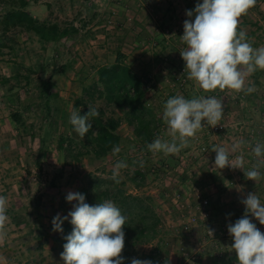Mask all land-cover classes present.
I'll return each instance as SVG.
<instances>
[{"label": "rangeland", "instance_id": "374dc122", "mask_svg": "<svg viewBox=\"0 0 264 264\" xmlns=\"http://www.w3.org/2000/svg\"><path fill=\"white\" fill-rule=\"evenodd\" d=\"M31 2L29 10L40 20L58 22L62 26L69 23L82 26L83 20L92 21L80 38L65 39L57 44L42 43L35 34L22 29L12 30L6 38L8 47L0 54V195L8 201V220L6 236L0 241V264H63L57 252L61 233L53 231V218L58 213L66 216L72 210L76 202L66 201L69 191L81 193L92 175L112 176L115 163L121 160L128 164L119 174L120 180L125 182L124 188L130 194L153 198L162 220L157 239L137 246L138 259L151 260L153 264H165V261L167 264H235L230 259L236 257L229 248L232 238L219 232L222 226L234 224L243 216L245 207L240 201L247 193L256 192L264 202V177L254 182L247 180L240 169L219 170L214 166L216 154L212 148L217 145L230 147L241 139L251 142L252 146L256 141L264 143V71H256L246 78L245 86L255 87V91L247 95L227 88L204 92L198 84L187 79L180 56L186 46L179 37L183 35V22L188 19L186 10H194L196 3L202 0ZM239 29L252 38L253 47L264 46V0H257L256 6L239 18ZM119 54L139 75L149 80V98L161 117L163 105L170 97L215 96L224 106L219 125L205 124L195 137L189 138V145L174 155L151 153L139 144L124 121L119 128L123 138L121 151L115 156L110 154L98 159L88 154L76 161L69 152L56 150L52 137L40 154L39 136L44 134L46 125L52 127L53 134L66 129L71 133L69 116L75 110L76 98L85 96L83 90L92 85L97 69L114 63ZM69 61L74 62L73 67L61 73L62 65ZM18 69L22 77L15 79ZM31 70L37 73H30ZM3 78H11L15 87L11 95L14 104L21 100L26 101V105L29 104L28 96L38 91L41 81L51 80V90L57 94L51 98L54 115L45 120L43 112H30V121L36 123L38 133L35 139L18 129L11 120L3 99ZM94 107L102 108L108 116H122L102 99L96 101ZM79 110L84 111V107ZM217 127L220 130L215 131ZM160 129V138L170 140L163 119ZM242 151L245 168H250L256 159L249 155L251 147ZM239 154H232L230 158ZM166 160L164 166L162 163ZM136 163L141 164L147 176L142 188H136L130 181ZM261 172L264 173V169ZM53 179L57 187L43 196L38 206L24 197L26 192L39 194L38 191L44 190ZM23 188H26L25 193ZM20 199L26 207L23 217L40 215L48 226L44 249L37 251L36 256L27 248H37L34 235H29L28 229H19L11 217L13 205ZM204 199L209 201L207 219L199 208ZM192 217L197 221L187 231L184 226ZM252 222L259 230L264 226L254 218ZM209 228L218 232L216 241L206 237Z\"/></svg>", "mask_w": 264, "mask_h": 264}, {"label": "clouds", "instance_id": "9594fccd", "mask_svg": "<svg viewBox=\"0 0 264 264\" xmlns=\"http://www.w3.org/2000/svg\"><path fill=\"white\" fill-rule=\"evenodd\" d=\"M256 3L257 0H202V3H196L194 10H186L188 19L184 20L183 35L179 37L186 47L180 51V56L187 79L198 84L204 92L227 88L247 95L255 91L254 85L246 87L245 82L257 70H264V46L253 47L252 38L239 29V18ZM99 115L95 107L88 106L83 115L81 110H73L69 123L83 139L93 127L91 118ZM223 115V102L215 96L170 97L163 105L162 114L170 140L156 137L146 147L154 155L178 154L205 124L216 127ZM245 147H251L249 155L256 158L250 168H245L242 151ZM120 151L119 146H114L112 155ZM212 152L216 154L214 166L219 170L226 167L240 169L247 180L254 182L264 177L261 172L264 169V143L260 141L252 146L251 142L241 139L230 147L213 146ZM236 153L240 154L230 158ZM127 167L122 160L115 163L111 177L115 183L120 182V170ZM66 201L76 203L66 216L58 213L52 220L54 232L63 233L62 225L66 220L73 226L72 232L64 237L66 243L60 254L63 264H125L123 229L128 217L120 208L112 200L90 205L85 202L84 194L72 191L67 193ZM240 203L245 207L243 216L227 225L233 241L229 248L236 255L235 264H264V233L252 222L254 218L264 225V202L256 192H250ZM7 204V198L0 195V241L6 236ZM208 231L213 234L212 230ZM130 264H153V261L132 258Z\"/></svg>", "mask_w": 264, "mask_h": 264}, {"label": "trees", "instance_id": "16d2710c", "mask_svg": "<svg viewBox=\"0 0 264 264\" xmlns=\"http://www.w3.org/2000/svg\"><path fill=\"white\" fill-rule=\"evenodd\" d=\"M31 0H0V54L7 46V36L14 29H22L35 34L42 43H59L65 39L75 40L83 34L84 28L92 21H82V26L75 23H69L62 26L58 22L49 20H40L31 12ZM79 19V18H78ZM13 48H11V51ZM74 65L73 61L66 62L62 65L61 73H66ZM259 71V70H257ZM264 71V70H263ZM30 73L36 74L34 70ZM22 77L21 71L18 69L15 79ZM27 77V76H26ZM30 83L29 76L27 77ZM4 85V102L8 108L11 120L25 134L32 139L38 137L36 132V123L30 121V112L44 113L45 120L54 115V106L51 98L56 97L51 90V80H42L38 91L28 96L29 104L26 101H18L14 104L12 101V93L15 87L11 84V78H3ZM151 86L149 80L139 75L131 65L127 64L124 56L119 54L109 66H102L97 69L96 76L92 85L84 88L83 97H77L75 100V110H79L81 106L84 111L81 115L88 111V106L95 105L96 101L102 99L107 105L115 107L121 112V117L108 116L106 112L99 108L98 117L91 118L93 125L89 133L77 142L80 138L70 125L71 133L67 129L58 134H53L52 127L46 125L44 134L40 135V154L43 153L48 141L55 139V149L58 151H67L71 154L73 160H80L81 157L92 154L95 158H106L112 154L114 146H121L123 142L122 136L119 134V128L122 122H126L129 129L137 139L140 145L146 147L148 143L153 142L156 137H160L161 133V114L157 113L150 101L149 91ZM11 96V97H10ZM50 123V121H48ZM93 132L96 134L93 135ZM224 132V131H222ZM262 133V132H261ZM258 136H260L258 134ZM79 144L82 148H79ZM80 149V150H79ZM172 156H169L171 158ZM166 162L162 164L165 166ZM41 168V164L39 165ZM134 172L130 176V181L136 188H142L146 185L147 176L142 171L140 163L133 165ZM164 168V167H163ZM163 173V169H161ZM30 170L28 176H30ZM109 176L102 178L92 175L81 192L85 195V202L94 205L104 200H112L121 210L122 214L128 217L124 226L125 247L122 255L126 258L125 264H130L132 258L138 259L137 246L145 245L153 242L159 236L162 220L156 211L157 205L153 198L133 195L124 188L125 182L119 179V183H115ZM56 179L51 180L44 190L40 189L39 194H24L29 197L30 201L38 206L43 196L51 193L56 188ZM26 188L22 189L25 193ZM12 220L19 229H28L29 235H34L37 242V248L27 247L30 254L37 255V251L44 249V240L48 235V226L43 222L42 217L32 216L31 218L23 217V208L26 209L21 199L13 205ZM27 216V215H26ZM63 233H61V244L57 250L59 254L63 251V245L66 243L65 236L69 235L73 226L68 220L63 223ZM152 257V256H149Z\"/></svg>", "mask_w": 264, "mask_h": 264}, {"label": "built area", "instance_id": "2783aa9c", "mask_svg": "<svg viewBox=\"0 0 264 264\" xmlns=\"http://www.w3.org/2000/svg\"><path fill=\"white\" fill-rule=\"evenodd\" d=\"M222 128L223 127H221V129ZM218 130H220V128L217 127L215 131H218ZM208 204H209V201L207 199H204L201 202V206H199L204 219H207L210 216V212L208 211V209H209ZM195 221H197L196 218H194V217L190 218L184 226L185 230L188 231L190 229V227L196 223ZM208 230H212L213 234L211 235ZM208 230H207L206 237H208L209 239H211L213 241H216L217 236H218V232H216V230H213L212 228H209ZM260 231L264 232V226L262 228H260ZM219 233L223 234L224 236H228L229 233L227 231V226H222Z\"/></svg>", "mask_w": 264, "mask_h": 264}, {"label": "crops", "instance_id": "0c3cea01", "mask_svg": "<svg viewBox=\"0 0 264 264\" xmlns=\"http://www.w3.org/2000/svg\"><path fill=\"white\" fill-rule=\"evenodd\" d=\"M236 258V257H235ZM235 258H230L232 261H235Z\"/></svg>", "mask_w": 264, "mask_h": 264}]
</instances>
